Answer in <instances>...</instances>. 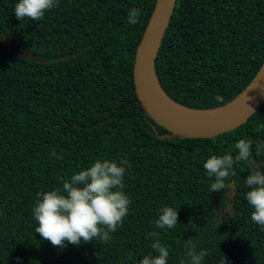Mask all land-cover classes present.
I'll return each mask as SVG.
<instances>
[{
	"label": "trees",
	"instance_id": "obj_1",
	"mask_svg": "<svg viewBox=\"0 0 264 264\" xmlns=\"http://www.w3.org/2000/svg\"><path fill=\"white\" fill-rule=\"evenodd\" d=\"M17 2L0 0V33L45 62L0 38V264H139L155 254L152 231L169 249L167 264H187L188 240L207 251L203 264H264V228L251 219L244 183L264 171L255 151L264 103L215 137H167L137 103L132 73L156 0H59L39 21L17 19ZM132 9L141 10L136 24ZM263 61L264 0H177L155 70L169 98L204 110L237 98ZM240 139L253 142L250 162L235 166L232 188L210 191L215 178L203 164L235 155ZM97 159H127L129 214L107 243L53 246L35 232L37 194ZM164 206L179 209L175 228H156Z\"/></svg>",
	"mask_w": 264,
	"mask_h": 264
},
{
	"label": "clouds",
	"instance_id": "obj_2",
	"mask_svg": "<svg viewBox=\"0 0 264 264\" xmlns=\"http://www.w3.org/2000/svg\"><path fill=\"white\" fill-rule=\"evenodd\" d=\"M58 4L59 0H18L14 12L19 20L28 18L39 21ZM140 15V9H132L128 13V23H138ZM216 100L222 102V97L217 95ZM252 149L251 140L240 139L235 144V155L228 153L208 158L203 167L210 178H215L210 191L232 187L228 178L236 175L235 166L240 162H250ZM255 151L258 156L264 153V143H257ZM51 155L63 159L55 152ZM127 171V159H97L91 166L74 172L70 178L61 177L62 188L37 194L33 207V216L38 222L35 232L53 246L61 248L93 240L109 242L111 234L123 225L130 211L132 201L125 192L124 182ZM244 183L249 188L246 199L252 209L251 219L264 228V171L253 169ZM178 212L179 209L171 206L162 207L155 221L156 228H175L179 223ZM196 227L193 226L194 230ZM147 236L154 240L151 248L155 254L145 255L139 264H167L170 253L168 247L161 243L160 233L152 231ZM185 254L187 264H203L207 251H197V244L188 240ZM181 264H185L183 259Z\"/></svg>",
	"mask_w": 264,
	"mask_h": 264
},
{
	"label": "water",
	"instance_id": "obj_3",
	"mask_svg": "<svg viewBox=\"0 0 264 264\" xmlns=\"http://www.w3.org/2000/svg\"><path fill=\"white\" fill-rule=\"evenodd\" d=\"M176 1L156 0L141 40L137 45L132 72L137 103L155 123L170 132L169 135H166L167 137H215L231 131L246 122L264 103V61L244 91L232 102L239 97H241V100L227 110L209 117H188L174 112L164 102V98L173 100L167 96L159 83L155 70V58L169 25ZM0 38L8 47L20 55L35 61L45 62L44 59L21 50L1 33ZM175 103L178 104L177 102ZM178 105L188 108L181 104Z\"/></svg>",
	"mask_w": 264,
	"mask_h": 264
},
{
	"label": "bare ground",
	"instance_id": "obj_4",
	"mask_svg": "<svg viewBox=\"0 0 264 264\" xmlns=\"http://www.w3.org/2000/svg\"><path fill=\"white\" fill-rule=\"evenodd\" d=\"M239 100H241V97H239L238 99H236L234 102L230 103L227 106L219 107L214 110H194V109H188V108L179 106L178 104L169 100L168 98H164V102L170 109H172L174 112L182 116H188V117H207V116L209 117L213 114L227 110L230 106L239 102Z\"/></svg>",
	"mask_w": 264,
	"mask_h": 264
},
{
	"label": "rangeland",
	"instance_id": "obj_5",
	"mask_svg": "<svg viewBox=\"0 0 264 264\" xmlns=\"http://www.w3.org/2000/svg\"><path fill=\"white\" fill-rule=\"evenodd\" d=\"M129 259H130V260H133V261H136V258H135L134 255H130V256H129Z\"/></svg>",
	"mask_w": 264,
	"mask_h": 264
}]
</instances>
